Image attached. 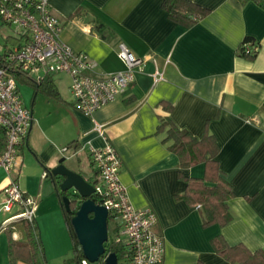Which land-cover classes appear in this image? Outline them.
<instances>
[{
	"label": "crops",
	"instance_id": "crops-1",
	"mask_svg": "<svg viewBox=\"0 0 264 264\" xmlns=\"http://www.w3.org/2000/svg\"><path fill=\"white\" fill-rule=\"evenodd\" d=\"M190 1L208 13L184 26L168 17L163 0H49L60 22V39L94 60L96 72L124 68L117 56L119 42L147 60L127 93L92 116L73 108L67 74L45 76L38 85L21 80L28 84L27 96L33 93L30 104L22 99L31 111L32 125L18 147V169L8 176L0 168V203L10 180L31 197L33 189L23 180L29 174L40 187L55 189L44 176V166L51 169L61 158L67 167L96 182L90 150L108 142L121 158L119 179L129 202L156 214L155 230L164 247L160 264H231L212 248L211 239L217 235L231 246L264 250V0ZM246 38L259 46L252 59L238 54ZM25 41L13 33L4 47L13 50ZM156 70L163 79L154 83ZM18 91L21 95V87ZM166 115L199 139L206 134L215 138L219 171L233 190L228 200L232 219L226 225L204 226L198 205L180 197L186 190L184 178L212 183L215 175L203 162L180 168L170 142H164V132L158 131ZM95 123L103 125L102 134L94 129ZM34 200L38 227L42 203ZM4 214L0 211L3 219ZM11 231L14 240H26L21 219L14 221ZM8 240L6 232L0 234V264L8 263ZM14 264L30 263L18 259Z\"/></svg>",
	"mask_w": 264,
	"mask_h": 264
},
{
	"label": "built area",
	"instance_id": "built-area-1",
	"mask_svg": "<svg viewBox=\"0 0 264 264\" xmlns=\"http://www.w3.org/2000/svg\"><path fill=\"white\" fill-rule=\"evenodd\" d=\"M0 20L15 28L14 33L26 41L0 57V126L5 131L6 145L0 154V168L9 176L18 169V147L27 137L32 114L22 101L16 80L6 67L19 68L39 80L48 74L65 73L70 78L69 92L73 108L92 116L94 111L124 96L135 81V74L144 68L146 58L136 56L124 43L117 44V56L124 68L112 73L95 71L96 62L85 53L74 51L60 35V22L52 13L49 0H0ZM246 53H256L258 45L243 42ZM163 79L161 71L153 73L154 83ZM102 124L94 129L102 134ZM90 158L98 173L94 185L97 202L108 211V221L117 225L113 237L123 243L126 255L123 264H160L164 247L156 232L157 217L149 208H135L119 179L121 158L115 147L106 142L102 148H91ZM0 211L15 213L0 222V230L18 219L34 220L35 200L22 192L15 180L2 189ZM82 264H90L86 260Z\"/></svg>",
	"mask_w": 264,
	"mask_h": 264
},
{
	"label": "trees",
	"instance_id": "trees-1",
	"mask_svg": "<svg viewBox=\"0 0 264 264\" xmlns=\"http://www.w3.org/2000/svg\"><path fill=\"white\" fill-rule=\"evenodd\" d=\"M235 1L237 4H241L246 0ZM162 7L171 20L184 26L192 25L199 19L205 17L208 13L206 8L190 0H163ZM78 13L79 10L74 12L71 16H77ZM96 27L98 30H101L103 24L99 23ZM243 42L255 43L251 38H246ZM255 44L258 45V43ZM8 51L5 50L0 54V57L7 56ZM238 54L241 57L252 59L256 56L257 52L253 54L246 53L244 48L239 47ZM6 67L10 76L16 81L26 80L34 85L40 84L45 76L52 75L48 74L37 80L32 75L21 71L18 67L12 68L8 65H6ZM159 130L163 131L165 134L163 141L170 142L169 149L178 156L180 168L203 162L209 173L211 172L212 175H215L212 183L205 182L203 178H184L186 190L180 197L190 205H198L204 226L209 224L224 226L229 223L232 216L229 211L228 200L233 197V190L230 183L219 171L218 162L216 160L218 145L215 138L210 134H206L199 139L193 136L189 131L178 128L167 115L161 119V124L158 127V131ZM5 145V131L0 126V154L5 149ZM44 176L52 181L60 200L62 192L58 189V181L51 177L49 167L44 166ZM62 209L67 229L73 243L72 260L75 264H82L86 259L70 221L72 215L76 211V206L73 205L70 212H66L64 208ZM21 221L26 233V240L24 241H17L12 238L11 227L14 221L9 223L4 229L9 239L7 264H14L18 259L30 264H46V257L39 238L37 224L34 220L30 222L26 219H21ZM113 237L109 238L108 236V241L104 243V255L101 256L97 262L92 264H104V258L111 252L116 254L118 261L125 258L126 248L124 244L115 242ZM211 245L218 255L231 264H264V250L262 249L251 251L243 244L228 245L221 235L213 237L211 239Z\"/></svg>",
	"mask_w": 264,
	"mask_h": 264
},
{
	"label": "water",
	"instance_id": "water-1",
	"mask_svg": "<svg viewBox=\"0 0 264 264\" xmlns=\"http://www.w3.org/2000/svg\"><path fill=\"white\" fill-rule=\"evenodd\" d=\"M64 161L61 158L50 169V175L58 181V189L62 192V208L70 212L72 206H76L70 221L86 261L92 264L105 253L104 243L108 241V211L95 198V182L67 167ZM104 264H118L116 254H107Z\"/></svg>",
	"mask_w": 264,
	"mask_h": 264
},
{
	"label": "rangeland",
	"instance_id": "rangeland-1",
	"mask_svg": "<svg viewBox=\"0 0 264 264\" xmlns=\"http://www.w3.org/2000/svg\"><path fill=\"white\" fill-rule=\"evenodd\" d=\"M14 31L15 28L13 26L3 23L0 20V53L6 50V47H4L6 37L8 35H12ZM8 44L9 46L12 45L11 42H8ZM16 82L17 86L19 88L21 87L22 99L24 98L25 100H27L28 104H30L33 93L31 94V96H27L26 87H28V84L21 83L18 80ZM23 180L30 185L31 189H33L31 198L37 199L38 204L42 203L40 208L43 211V217L41 216L39 221H37V230L39 232L40 241L43 245L46 264H75V262L72 260V239L67 229L62 206L60 204L59 196L56 190H51V188H47V186L40 187L39 183H37L34 177H32L30 174L26 175ZM14 212L16 211H11L10 213H6L4 215L8 217ZM0 219H3V216L0 217ZM113 226H115V222L113 218H110L108 222L109 238L114 236ZM17 228L19 227H16L14 231H17ZM0 234L5 235L4 230H0Z\"/></svg>",
	"mask_w": 264,
	"mask_h": 264
}]
</instances>
